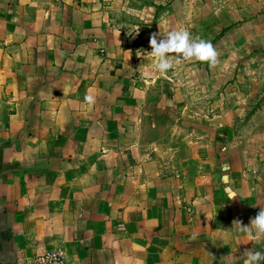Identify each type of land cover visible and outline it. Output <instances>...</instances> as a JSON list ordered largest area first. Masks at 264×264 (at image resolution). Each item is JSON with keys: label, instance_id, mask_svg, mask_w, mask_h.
I'll list each match as a JSON object with an SVG mask.
<instances>
[{"label": "crops", "instance_id": "1", "mask_svg": "<svg viewBox=\"0 0 264 264\" xmlns=\"http://www.w3.org/2000/svg\"><path fill=\"white\" fill-rule=\"evenodd\" d=\"M261 208L264 0H0V264H244Z\"/></svg>", "mask_w": 264, "mask_h": 264}, {"label": "clouds", "instance_id": "2", "mask_svg": "<svg viewBox=\"0 0 264 264\" xmlns=\"http://www.w3.org/2000/svg\"><path fill=\"white\" fill-rule=\"evenodd\" d=\"M150 46L152 52L149 55L156 58L155 67L160 73H166L174 67L173 57L176 63L194 59L215 66L218 61V52L211 41L193 36L186 28L153 33L150 37ZM85 101L89 104L95 102L91 95H86ZM236 223H239L241 230L246 231L248 235H252L253 228L258 235H264V208L251 219L250 226H243L242 222ZM243 255L246 257L244 264H264V252L245 250Z\"/></svg>", "mask_w": 264, "mask_h": 264}, {"label": "built area", "instance_id": "3", "mask_svg": "<svg viewBox=\"0 0 264 264\" xmlns=\"http://www.w3.org/2000/svg\"><path fill=\"white\" fill-rule=\"evenodd\" d=\"M32 264H71L67 252L63 249H49L35 255Z\"/></svg>", "mask_w": 264, "mask_h": 264}, {"label": "trees", "instance_id": "4", "mask_svg": "<svg viewBox=\"0 0 264 264\" xmlns=\"http://www.w3.org/2000/svg\"><path fill=\"white\" fill-rule=\"evenodd\" d=\"M220 36V35H219Z\"/></svg>", "mask_w": 264, "mask_h": 264}]
</instances>
